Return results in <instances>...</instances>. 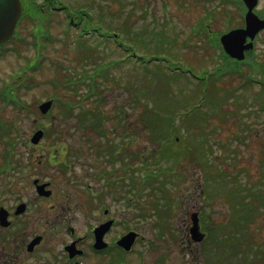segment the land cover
<instances>
[{"label":"rangeland","instance_id":"374dc122","mask_svg":"<svg viewBox=\"0 0 264 264\" xmlns=\"http://www.w3.org/2000/svg\"><path fill=\"white\" fill-rule=\"evenodd\" d=\"M24 1L44 4L40 0ZM60 2L71 7L87 3ZM45 3L46 12L29 10L15 38L0 50V197L9 196L12 187H21L24 178L42 175L52 182L53 191V198L43 200V204L65 205L67 195L73 198L64 207L82 234L87 214L92 215L89 197L86 193L80 196L78 192L83 189L66 182L65 175H71L68 168L64 173L65 165L55 164L50 158L58 155L62 162L77 164L72 175L80 178L93 166H106L99 148L105 140H112L119 144L112 146L115 151L128 154L130 167L137 169L140 177L154 170L162 186L160 219L153 214V196H158L154 190H142L138 196L130 194L134 202L128 210L116 211V205H112L114 216L129 214V227L142 236L126 264H264V32L256 40L251 58L239 68L240 73L228 72L216 81L192 86L194 81H186L183 76L184 67L191 66L192 77L199 81L202 69L211 73L221 66L220 51L211 50L204 35L190 38L196 19L217 4L216 0H97L91 18L81 19L80 28L68 27L66 13L51 10L52 4ZM97 5L103 7L100 13L105 17L100 16ZM257 8L259 12L264 10V0H258ZM214 16L211 29L215 32L242 25L234 3H222ZM100 21L111 24L110 28ZM97 24L100 32L118 31V39L125 47L133 46L137 55L129 58L113 40L97 37L86 40L92 47L85 49L79 41L85 38L78 36L79 31L94 30ZM161 35L168 39L160 48L151 38L157 41ZM147 49L161 56L149 63L139 60V55L148 57ZM87 53L90 57L81 60ZM164 64L184 69L176 73L175 68ZM147 65L149 72L145 71ZM158 72L173 73L171 76H178V80L165 86L155 75ZM246 76L262 80V84L245 86ZM90 84L97 87L90 92L94 95L88 94ZM199 95L206 98L205 105L186 113L191 105H200L195 103ZM53 97L59 100L53 103L48 114L51 117H43L38 104ZM156 105L162 108L164 117L154 118L151 125L143 113L146 107L153 110ZM87 109L96 111L100 134L88 125L93 117L89 113L85 122H79V112ZM172 120L175 122L170 125ZM155 126L167 127L166 141L152 136ZM37 129L44 135L31 146L29 139ZM200 131L203 135L197 137ZM187 132L194 138H187ZM184 145L190 147V154ZM27 153L32 158L42 154L44 163L49 164L41 168L29 165L32 158L28 159ZM209 169L225 177H207L212 173ZM235 171L238 179L236 173L231 174ZM25 193L34 195L32 189ZM242 200L251 205L241 204ZM196 209L201 223H210L202 231H216L212 240L193 244L185 232L189 215ZM50 239L45 238L44 244L48 245ZM31 262L25 254L15 258L10 241L0 239V264ZM87 262L104 264V259Z\"/></svg>","mask_w":264,"mask_h":264},{"label":"flooded vegetation","instance_id":"af4514ba","mask_svg":"<svg viewBox=\"0 0 264 264\" xmlns=\"http://www.w3.org/2000/svg\"><path fill=\"white\" fill-rule=\"evenodd\" d=\"M254 10L258 13L256 7ZM260 15L264 17V10ZM103 144L99 151L106 160V166H93L92 171L86 170L80 178L72 175L77 164L65 160L62 162V157L56 154L54 158H50L55 164L65 165L64 173L65 168L71 173L65 175L68 176L66 182L72 187L83 189L78 192L80 196H85L86 193L89 197L92 215L86 213L88 217L83 223L82 234H79L70 212L67 213L64 207L70 204L73 198L67 195L68 201L65 205L43 204V200L53 198V191L52 182L45 180L42 175L31 179L24 178L21 187H12L9 196L0 197V239L6 238L10 241L15 258L25 254L33 261L30 264H88L87 260L98 263L99 258L104 259V264H126L124 260L129 261L130 252L136 243L141 241L142 236L129 227V214L114 216L112 205H116V211H120V208L123 211L128 210L131 201L129 190L143 188L144 183L142 185L141 181L135 178L139 171L133 166L130 167L128 154H124V151L119 153V150L115 151L112 147L119 144L108 139ZM121 146L126 148L123 141ZM27 158H32V155L27 154ZM44 161L41 154L30 159L29 165L47 167L49 163L45 164ZM28 189H32L34 195L23 194ZM140 220L141 217L138 216L137 221ZM130 232H136L138 237L133 249L125 251L117 246V242ZM48 236H51V239L49 244L45 245L44 241ZM118 251L121 254L116 258L114 253Z\"/></svg>","mask_w":264,"mask_h":264},{"label":"trees","instance_id":"16d2710c","mask_svg":"<svg viewBox=\"0 0 264 264\" xmlns=\"http://www.w3.org/2000/svg\"><path fill=\"white\" fill-rule=\"evenodd\" d=\"M32 2H33V0H31ZM40 1H43L44 2V4L43 5H34L33 3H31V2H27V1H24V7H26V12H28L29 10H36V12L38 13V14H44V12H46L45 10H46V8H45V5H46V3L45 2H47L48 4L49 3H51L52 4V6L51 7H55V6H58V4H62L61 5V7L63 8V9H65V10H67L68 12H70V13H74L75 14V16H77V19H79V20H81V19H83V18H87V19H90L91 18V13L90 12H92V10H94L95 8H96V6H95V1H97V0H86V2L87 3H85V2H83L82 4H79V3H75V5H72V7L73 8H75V9H78V10H73V8L71 7V5L70 4H68V3H61L60 2V0H40ZM58 2H60V3H58ZM97 8L99 9L98 11H99V13L103 10V7L101 6V5H97ZM100 16H103V17H105V15H102V13H100ZM103 17H101V19L103 18ZM99 23H102V25L103 26H106V25H108V24H105V22H103V21H100ZM99 24H97V27L95 28V31H100L101 29H100V27L98 26ZM110 26H111V24L110 25H108V27L110 28ZM154 39V37H152L151 38V41H153V42H155V44H156V46H159L160 48H161V46L164 44V39H168L166 36H163V35H161V36H159V38H158V40L157 41H154L153 40ZM79 41L80 42H82V43H84L85 44V46H86V48L85 49H90L92 46L91 45H89V44H86V39H84V40H82V39H79ZM147 45H150L149 43H146ZM153 52H155V53H153ZM146 54H148L149 55V58L148 59H146V62H150V61H152V60H155V59H158L161 55L159 54V53H157V51H149L148 52V49H147V51H146ZM90 53H87L83 58H81V60H87V58H89L90 57ZM160 60L162 61L163 59L162 58H160ZM230 59L227 57V56H223V62H222V66L220 67V68H222L225 64L226 65H228V66H231L230 65V63H231V61H229ZM117 63V62H116ZM161 64H163V63H161ZM238 63H236V65H237ZM157 66V65H156ZM171 66L173 67V68H175V69H177L178 68V66L177 65H172L171 64ZM174 66H176V67H174ZM158 67H160V66H158ZM146 68L147 69H145V71L146 72H149L150 71V68H149V66L147 65L146 66ZM231 68H228L227 70H226V72H228L229 70H230ZM217 70V72L216 73H214V74H211L210 76H209V79L208 80H212V81H215L216 80V78H217V75H219L220 73H221V70L219 69V68H217L216 69ZM155 75L156 76H158V78L160 79V80H162V81H164L166 84H165V86H167L168 84H171V81H177L178 80V76H175V77H172L171 76V74H164V73H162V72H158V73H155ZM83 80H85V79H83ZM246 86V85H245ZM93 88H97L95 85H93V84H90V87H89V92H88V94L90 95V92H93V91H95V90H93ZM149 88V87H148ZM147 90V89H146ZM150 90V89H149ZM149 92H154V90H150ZM88 95V96H89ZM137 96H138V94H137ZM136 96V97H137ZM199 96H201V95H199ZM136 100V99H135ZM201 101L202 102H199V103H197V102H195V103H197V104H200V105H191V107L190 108H188L187 109V111H186V113H191V112H193L195 109H201V107L202 106H204L205 105V103H206V98L204 97V98H202L201 99ZM155 108L153 109V110H151L153 107H151V109H149L148 107H146V109L144 110V113H143V118L148 122V123H150L151 125H152V121H153V119L155 118V119H157L156 117H160V119L162 120V118L164 117V113L162 112V111H160V109H162V108H160L159 106H154ZM164 110V109H163ZM87 115H88V113H87ZM175 115H177L176 117H178V113H174L173 114V116H175ZM89 116H93L92 118H91V120H90V122H89V125L91 126V127H93V128H95L96 126V124H97V122H98V115L96 114V111H93V112H90L89 113ZM149 118H152V120H150ZM150 120V121H149ZM173 122L172 123H170V125H172L174 122H175V120H172ZM163 122V121H162ZM161 125V124H160ZM92 128V129H93ZM98 128V127H97ZM200 130H203V129H200ZM95 131L96 132H99L100 133V130L99 129H96L95 128ZM153 132L154 133H152V136H156L159 140H164V141H166L168 138H169V131H168V129H167V127H158V126H155L154 128H153ZM101 133H103V132H101ZM200 135H203V132L202 131H200L196 136L197 137H200ZM186 137L188 138V137H193V135L192 134H189V132H187L186 133ZM194 138V137H193ZM197 142H199L200 144L202 143V141H197ZM204 144V143H203ZM198 146V145H197ZM184 150L185 149H187V151L186 152H188L189 151V153L188 154H190V147H188V146H186V145H184ZM174 152V155L173 156H177V152H175L176 150H173ZM195 151V150H194ZM195 154H198V153H195ZM196 159H198V158H196ZM176 162V161H175ZM208 173V172H207Z\"/></svg>","mask_w":264,"mask_h":264},{"label":"water","instance_id":"95a60500","mask_svg":"<svg viewBox=\"0 0 264 264\" xmlns=\"http://www.w3.org/2000/svg\"><path fill=\"white\" fill-rule=\"evenodd\" d=\"M248 12L245 17V28L229 32L221 37V43L224 50L231 57L241 60L244 58V50H250L252 43L244 45L246 37L254 38L256 33L264 28V19L260 20L252 13L253 7L256 5V0H244ZM21 15L20 0H0V44L9 40L14 32L17 20ZM51 102H46L40 105V109L45 113L50 107ZM42 137V131H37L31 138L33 144L38 143ZM131 244L130 236L125 239L122 245L129 248Z\"/></svg>","mask_w":264,"mask_h":264}]
</instances>
